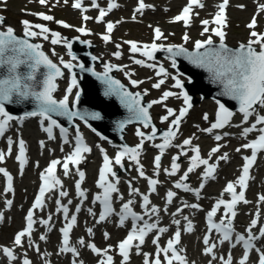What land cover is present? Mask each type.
Here are the masks:
<instances>
[{
  "label": "snow or ice",
  "instance_id": "6c2138e0",
  "mask_svg": "<svg viewBox=\"0 0 264 264\" xmlns=\"http://www.w3.org/2000/svg\"><path fill=\"white\" fill-rule=\"evenodd\" d=\"M39 4L42 6H46L48 4V0H38ZM59 2V0H57ZM64 3H67L68 0H63ZM229 0H223V2L218 6L219 10L216 13L212 23L217 25L218 27L212 29V33L219 37L220 44L218 48L211 47L213 45V41L211 37H209L205 41H197L195 43V51L189 52L182 46H168L164 48L163 45H158L153 42L152 44L146 45H138L136 42L127 41L130 45V50L132 53L140 52V54L146 57L148 60L154 59V54L158 51H166L169 53V58L171 59L172 67L176 68V57L183 56L186 60H188L191 64L195 65L198 68H203L208 71L212 79L215 82L223 85V94L230 97L233 100H237L239 102V111L243 114V122L247 123L249 118L253 116L254 112H256L257 107L264 108V35L258 34L256 31L251 32V36L255 39L249 41V43L245 45H241L238 51H233L227 48L224 44L225 40V32L222 31V28L226 27V15L225 10L228 6ZM83 0H75L72 4L74 9H78L81 12H86L88 9L83 7ZM92 6L98 7L96 4V0H92ZM118 5L112 0H110L108 4L107 10L100 9L99 17L97 18V22H101L104 20V17L108 14V12L112 11ZM205 5L201 3V0H188L187 6H185L182 10V13L174 18L173 22L183 21L184 25L190 26L192 13L194 7L203 8ZM146 5L144 0H139L138 7L135 9V12L142 13L145 9ZM260 11H264V4L259 6ZM39 18L43 21H52L53 17L50 15H45L43 13L37 14ZM91 17L84 15L83 20L88 21ZM135 19V17H133ZM64 28H70L71 25L64 23L62 21L58 22ZM209 21L204 20L202 24L204 25L203 32H209ZM3 24V17H0V25ZM23 29H24V37L18 38L14 30L11 27H7L6 30H0V69H7V75L3 78H0V137H4L6 131L9 128L10 122L14 120H19L20 123L28 117H40V125L42 131L47 133L48 139L52 140L55 137L53 136V129L58 128L60 130V134L64 139V143L67 144L68 141V132L67 129L61 127V125L57 122L53 116L65 117L69 121H72L74 118L99 120L100 115L98 113H86L83 116L79 112L71 111L69 107V99L68 96L72 93L73 88L77 87V81L75 74L72 75L71 83L67 89V94L61 100H56L53 96V93L57 89V85L55 83L58 77L63 76V72L61 68L57 66V64L53 63L51 59L41 50V45L30 43L31 38L41 37L43 40H49V28L42 24H31L29 21H22ZM115 25L112 23H107L106 28L109 35L102 36V39L107 43L110 41V33L113 31ZM250 29H254L256 27V20L253 18L252 22L248 25ZM34 29H38L35 31ZM79 33L88 34L85 27H79L75 29ZM155 40H161L163 38V33L159 28L154 30ZM203 34V33H202ZM51 44L58 45L62 43V37L59 33L51 32ZM184 41L187 42L189 37L187 34L183 37ZM64 45L69 50V55L72 56V59L75 60L76 57L72 55L71 43H68L67 40H63ZM260 45L259 51H257L253 45ZM119 48V45H117ZM201 49H204L202 52ZM55 54V53H54ZM116 57L119 58L120 53H115ZM93 60L96 59L95 56L92 57ZM64 69H67L69 72H72L74 65L70 62H65L62 58L60 60ZM134 63L149 67L155 68L153 64H145L142 60H134ZM27 66L28 72L22 75L19 71L21 66ZM79 67L83 70L84 65H79ZM115 66L111 64L105 65L104 73L97 74L93 73L97 76L98 79L105 85L106 96H116L119 98L121 104L128 110L130 113L127 121H121L118 124L119 129H123L125 124L131 121H139L143 124L145 128H149L151 126V134L146 135L144 132L137 131L136 135L139 136L140 143L135 148L123 147L121 151H119L115 156V164L122 165V160L125 156H128L131 160L135 161L137 164V171L139 172V176L141 178L147 179L148 187L150 193H155L157 191V184L159 181L157 179H151L145 176V172L143 167L140 165L139 156L140 152L144 146L145 141H151L156 138L157 130L154 126H152V120L149 115V109L153 107V105L164 104L170 97L176 96L177 94L172 91H165L162 94V97L159 100H153L147 104V106H143L141 103L142 97L141 93L137 92L135 94L129 92L125 89L124 85H122L119 81L113 79L109 73L113 70ZM45 69L44 78L40 82V90H37V85L35 82L37 81V73L41 71V69ZM119 71H123V68L118 69ZM127 75L131 76L132 73H128ZM156 75L158 77H162L159 81L152 85L153 88L160 89L161 85L165 83V78L170 76V73L166 71L163 66L156 68ZM171 79L174 81L172 85L176 89H180V93L177 98L182 97L184 107L179 110V115H176L172 108H166L167 115L163 116L162 122L168 121L169 117H174L171 120L170 127L168 131L163 133L161 139L162 143L156 144L155 147L159 149L160 154L154 158V168L155 175L159 176L161 169V157L163 156L166 149L173 146V141L176 138L177 132L179 131L180 124L184 117L188 114L189 109L192 107L191 97L188 95L186 91H183L184 84L182 80L179 78V74L172 75ZM131 84L135 87L138 86L142 81L131 80ZM79 93H76V98L79 100ZM144 95H147V91L145 90ZM15 98V99H14ZM32 99L35 102V110L26 113L25 116H21L19 118L11 115L8 111L5 110L6 104L11 103H21L28 99ZM233 113L229 111L227 107L223 103L218 102V110L215 114V123L211 125V128L205 129L207 132H212L214 129H223L225 126L230 124ZM205 120H208L207 114L204 116ZM45 121H47V126L45 125ZM258 125H264V115H257L255 118V122L251 124L250 127L243 128L242 135L247 137L249 133L259 132L258 138L253 140L250 143L243 145L242 147L245 149L251 150L250 156H245L242 167V175L238 178L235 183L229 182L224 189L225 193L230 194L231 200L226 202L223 199L217 201L216 205L212 208L210 212L207 214V222H208V231L211 232L215 230L216 233L219 234L220 239L219 243L224 244L226 241L231 242L232 237V221L236 217L237 205L241 202L247 203L248 201L245 199L244 190L248 187V181L250 179V169L257 161L258 153L264 152V127H257ZM99 135V133H97ZM223 137L220 135L215 136L217 141H220ZM101 139H105V137L101 136ZM192 144L191 139H186L183 141V145L178 147L183 148L184 146H189ZM41 148L44 147V142L40 143ZM12 150V140L8 139V155H11ZM102 153L105 152L103 148H100ZM191 151L194 153L190 158V166L187 171L181 176L180 181L174 184L176 189H181L184 192H193L197 198L200 197V190L192 189L187 183L184 181L188 180L189 173L195 171L199 166L204 165L205 171L202 179L207 180L209 178H214V174L216 172L217 164H209V160L202 159L200 155V149L198 147H193ZM219 151V147L213 148L211 150V154H215ZM240 151V149H237ZM91 149L84 143V138L81 135L79 129H76L75 136V147L74 151L71 152L63 161L62 167L65 176L69 174V165L76 166L77 173L79 175V181L76 183L77 195L79 197H85V192L81 190V184L84 181L85 173L79 170V164L84 160V154L90 153ZM181 155H187V152H181ZM179 156L173 157L171 162V169H164V172L168 176H176L177 172L180 170V165L177 163ZM227 154L219 157V160H227ZM5 160V153L0 152V163H3ZM16 160L19 162L21 173H23V169L27 164L26 159V149L25 142L23 139L19 140V154L16 156ZM60 160L51 161L49 167L45 170L44 173H41L40 179L42 181V186L39 190V195L36 197L35 203L33 204L32 209H30L26 216L27 227L16 234L14 238V244L16 246H22V240L24 237H28L31 240V235L33 232V225L35 223L33 219V210L34 209H42L44 207V197L47 192H50L54 189L56 185H60V180L56 178L55 172L57 169V165H60ZM113 161L109 159L108 155L104 154V163L99 172V180L97 183V187L102 189V195H97L95 197V201H99L103 205V212L99 216V222L105 221L108 216L113 213V208L111 206L112 194L118 191L116 184L111 183L109 181V174L115 177V173L112 169ZM0 173L7 179V187L5 192H12V176L3 168H0ZM119 181L117 180L116 183ZM237 185L240 188L239 193H237ZM204 187L203 183L200 185V189ZM130 194H140L138 189H134L129 184ZM60 196H67V192L61 191L59 193ZM177 195L176 192L169 190L166 193V202L167 204H171L173 202L174 197ZM122 198V197H121ZM261 201H264V196L259 197ZM94 201V202H95ZM142 207L145 209V214L151 216V214H159L160 209L156 206H152L150 212L148 211V206L150 204L149 195H142ZM58 210L63 212L64 219L68 220V212L69 209L66 206L60 205L59 200H57ZM71 203V201H69ZM133 201L129 200L127 203H124L121 209V215L119 217V225L122 227L126 220L131 218L132 220V229L127 235V237L121 241L118 245L119 255L123 259V264H128L130 252L133 248L137 249V254H139V247L144 245L145 239L149 233L154 230L159 231L160 233L167 232V228H157L156 223H144L143 227H138L137 222L143 221L144 216L137 215L132 210ZM7 206L10 208L12 205V201H6ZM183 207L199 209L198 204H187L185 203ZM225 210L224 216L227 220L222 219L219 223H215L213 218L216 216L217 211L219 209ZM76 211H80V207L76 208ZM167 211V209H165ZM183 208L177 209V214L182 212ZM89 213H92L91 209H89ZM175 215V214H174ZM187 220V217H184ZM4 220L3 213H0V222ZM51 220V216H49L48 220H42L40 223L44 225H48ZM177 226L180 225L179 220H174ZM257 221L253 219L251 221V227H249L247 231V238L244 235H238L235 237V243L232 244V247L235 248L237 244L243 245V253L242 257L239 259L238 264H248L250 253L255 250L259 253L258 256V264H264V251H261L259 248H256L255 241L264 238V228H260L259 235H254L252 232V228L256 227ZM76 225V216L73 215L68 223L61 229L62 232V246L59 248L60 253H71L73 257H78L79 253L75 247L70 246V232L73 227ZM186 232L191 233L193 231V224L191 221L188 222L186 228ZM89 235L92 234V229H88ZM105 239L108 238V233H105ZM181 233L180 231H176L173 239H170L167 243V247L161 249L158 241L159 236H157L152 242L157 245V253L154 264H161L160 253L161 251L164 253L165 260L167 264H186V260L183 256L178 254L177 245L180 243ZM41 240H45V236L40 237ZM138 242V243H135ZM78 243L81 246L85 245V241L81 238ZM203 243L206 248L204 251L205 255H212V259H216L217 257L213 254V250L217 247L215 243L209 244V237L206 235L204 237ZM87 247L98 256H106V259L101 260L100 264H113V258L110 255H107V250L102 252L98 249L95 244H89ZM3 255L8 258L9 261L16 260V256L12 249L4 247L2 249ZM37 251L39 248L37 247ZM171 253L169 257L168 254ZM144 264H149L148 254H144ZM221 264H233V257L231 253L228 254L227 258L221 256L220 258ZM23 264H31V261L28 259L23 260ZM73 264H76L73 261Z\"/></svg>",
  "mask_w": 264,
  "mask_h": 264
},
{
  "label": "rangeland",
  "instance_id": "374dc122",
  "mask_svg": "<svg viewBox=\"0 0 264 264\" xmlns=\"http://www.w3.org/2000/svg\"><path fill=\"white\" fill-rule=\"evenodd\" d=\"M136 0H123L122 2V8L119 10V12L116 14L113 19L116 21V32L114 36L110 39L109 42H105L102 39L101 34L105 33L104 30V24H98L96 18H95V12H92L91 19L89 22H86L82 19V15L78 12L74 11L70 7V0H68L67 3H64L63 0H48V4L46 6H42L39 4L38 0H0V16L4 18L5 22L4 24L0 25V28L2 30H6L7 27H11L13 30H15L18 34L24 35V29L22 21H29L31 24H42L49 28V40H43L41 37L34 38L35 43L42 44L44 50L48 53L50 58L56 62L57 64H60L61 58L66 62H73L76 63V61L72 60L69 51L67 47L64 45L63 40L61 44L58 45H52L51 44V32L59 33L60 36H68V37H80L84 41H90V43L96 45V48L93 50V53L95 56H98L102 59L104 64H111L115 66H120L123 68V71L117 70L115 72V75L118 79L122 80L123 83L129 87H131L132 92H139L144 95L145 90L147 91V95L145 96V103H150L153 100H159L162 97L163 92L172 89V81L170 79V76L168 78H165V83L161 85L160 89L153 88L152 85L157 83L159 79H155L153 77V70L146 69L142 70L141 67L135 65L133 61L131 60V56H135L139 60H141L140 52L132 53L130 50V45L126 43L130 40H135L138 43H147L150 42L152 44L153 42L157 43L158 45H163L164 48H167L168 46H184L188 49H194L195 47V41L196 39H202L206 40V36H204L201 33V27L196 25L200 20L201 17L208 16L211 12H216L219 5L217 3L220 0H207V5H205V11H200L196 15L194 26L191 27H183L181 24L177 25L174 21L173 14L176 11H179V9L182 7L183 0H146L147 8L142 15V21L140 23L132 22L136 19H138V15L134 13L131 8L128 9L129 6H134ZM160 5L159 7L155 5ZM264 4L262 0H231L230 8H229V20L228 25L225 28V42L230 46H238L242 44H248L250 40L255 39L251 36L252 31H256L258 34L264 35V11H260L259 6ZM151 6V9L149 7ZM43 13L45 15H50L53 17L52 21H43L39 18L37 14ZM136 15L135 19H131V16ZM256 17L258 19H256ZM253 18H255L257 26L254 29H250L248 25L252 22ZM64 22L72 27L70 28H64L62 25L58 22ZM90 27L93 28L90 35H81L79 32H77L75 29L79 27ZM159 27L163 29L164 35L161 40H154L153 41V28ZM156 29V28H155ZM35 31H38V29H34ZM194 30V31H193ZM185 34H188L189 39L187 42L184 41L183 37ZM215 41H220V39H216ZM136 42V43H137ZM137 43V44H138ZM119 45V48L117 47ZM140 45V44H138ZM254 46L260 48V45L255 44ZM83 47V46H82ZM87 48V46H86ZM85 48V49H86ZM119 52L120 56L119 58L116 57L115 53ZM55 53V54H54ZM165 54H168L166 51H158L154 54V59L156 62L164 63L168 69L169 73H177V69H174L172 67L171 60L166 57ZM78 64V63H77ZM126 64L127 67H124L122 65ZM99 72H104V67L97 66L96 67ZM128 73H132L133 75L129 76ZM70 73L66 71L65 75L58 79L57 85L58 90L54 92V96L61 100L65 96L64 92V86H66V80L69 78ZM179 77L182 79V81H189V79L185 78L184 76L179 74ZM131 80H137L142 81V83H139L138 86H133L131 84ZM178 97V96H177ZM169 98L167 101L164 102V104H157L153 105L151 108L152 113V119L155 124V126L159 127L158 130H161L158 135H156V138H154L151 141H145L144 146L140 152L139 161L140 165L143 167V170H145L144 167H147L148 169L151 168L150 162L153 160V156L159 155V150L155 147L156 144H160L163 142L161 137L163 136V133L168 131L171 120L174 119V117H169L168 121L162 122V117L167 115L166 114V108H172L176 115H179V110L184 107L183 99L180 98ZM202 94L198 93L196 98H202ZM74 99H69V103H73ZM217 102L213 98H207L203 100L202 102L196 104L194 106L193 110L187 115V117L183 120V122L180 124L179 131L177 132L176 138L173 141V149L169 150L165 155H163L162 163H161V169L160 171H164V169H167L168 160L169 158H173L176 156H181L180 151L177 149L178 146L183 145V141L186 139H191L192 144L189 146H184L182 149H185L186 147H189L188 150H190V153H187V155H183V157L188 158L190 160L191 156L194 155L193 152H191V149L193 147L199 146L201 148L202 153V159L209 160V164H216L217 162L219 164H222V170L219 173V177L216 181L211 183L209 186L206 187L204 192L209 194L210 192H217L219 189H225L226 183L228 181H236L240 175L241 166L239 165L241 161V156L237 158H233L234 154H240L244 151L243 145L248 143L247 137H244L242 135L243 128L250 127L252 119H255L257 115H264V108L257 107L256 112H254V116L249 119H251V122L244 123L243 122V114L240 112H234L232 119L230 121V124L227 125V128H224L222 130L221 135H232V139L235 141H232L231 145L229 146V142L227 140L224 141L220 147L221 153L219 155L211 154V150L213 148L217 147L215 135L218 134L219 129H214L212 132H207L205 129L211 128V125L215 123V114L217 112L216 110ZM205 114L208 116V120L204 119ZM19 116V115H14ZM30 120L26 123V126L24 130L26 131V137L29 142L33 141V137H35V140L38 142V144L34 145L36 149L33 150L31 148L32 152H30L31 156V164L29 166V169L24 172L23 174H19L17 177V189H19V196L18 201L16 204V212L14 211L13 216L16 217V213L20 212L21 204L25 202L27 194L33 189L35 182H36V172L37 169L44 170L46 165L41 166V157H43L44 151L46 149L50 150H56L61 151L57 149H53L52 147L59 148L62 150H67V146L61 145L59 141H52L49 143L46 142L44 137V131H42L41 125H40V117H29ZM129 118V117H128ZM66 120L71 123L70 128L72 130H75V125L78 124L80 126V130L86 133L90 143L93 145L94 150L95 147L99 151L98 154V160L94 165L92 174L89 178L88 183H85V187L87 190H90L93 188V183L97 178L98 170L100 167V164L102 163L103 159H101L103 154H107L109 147L108 144L105 141H101L100 138L96 136L95 129L90 125L87 121L82 120L80 118H74L72 121H69L67 118ZM144 132L146 135L151 134V127L145 128L143 124H137L135 126H131L127 128V131L125 132V135L123 136L126 145L130 148H135L140 143V137L136 135L137 131ZM29 133H28V132ZM121 131V130H120ZM32 137L31 139L28 137ZM230 139V138H229ZM41 141L44 142V147L41 148L40 143ZM111 141H115L112 140ZM117 142V141H115ZM202 146V147H201ZM100 148H103L105 150L104 153L100 151ZM237 149H240V151H237ZM30 150V151H31ZM51 151H47L48 155H46L44 158L46 162L48 163L50 159L54 157H59L57 155H49ZM62 152V151H61ZM70 152V147L67 152L63 153L64 156H66L67 153ZM187 152V151H186ZM227 154L228 159L225 160H219V157ZM15 155L12 154L11 158L14 159ZM94 157V162L96 160L95 156L90 155V157L79 167L80 171H83L85 173V170L87 171L88 167V161L90 158ZM233 158V159H232ZM44 160V161H45ZM115 161V159L113 160ZM122 163L126 166V171H122V185L124 191L129 195L137 196L138 194H130V188L129 184H131V187L134 189H138L139 193L142 194V190L138 186L137 181L142 183L140 177L138 176L137 171V164L135 161L131 160L128 156L125 157L122 160ZM183 163V162H182ZM180 163V166L185 173L187 170L184 168L183 164ZM39 164V165H38ZM228 164V165H227ZM16 164L13 162L6 163L5 165L0 163V168H8L9 166H15ZM227 165V166H226ZM185 166H190L188 164H185ZM135 167L136 169L134 170ZM204 165H201L196 169V172L194 173L193 179L195 180L194 185L197 187L198 184L202 180V175L205 171ZM260 167H264V161L261 162ZM3 168V169H4ZM194 172V171H193ZM1 175V173H0ZM26 175V176H25ZM28 175L31 176V183L32 187L28 189L26 186V180L28 178ZM70 178L75 180L76 177H79L77 170L72 169L70 172ZM87 177V176H86ZM262 177H264V169L261 171L259 178L256 180L257 183L262 182ZM264 179V178H263ZM137 180V181H136ZM1 181V177H0ZM65 182V181H64ZM257 188H260V185H257ZM73 189L72 187L68 186L67 193H72ZM253 194H263L264 195V184H261V188L258 191L252 190L249 199H251ZM204 195V194H203ZM207 196V195H206ZM193 198V195H188L181 200L187 199V198ZM136 198V199H137ZM31 200V196H30ZM163 202V200H162ZM246 213H249V210H246ZM86 214L82 216L81 225L80 228L75 232V236L78 240V237H82V239L85 241L87 245L89 244H95L97 248L101 249H111L115 246L117 241L119 240V233L120 230L115 229L114 223L110 222L107 226H103V229L100 231L99 228L96 225V219L89 218L87 219ZM22 218V214L20 217V220ZM183 218L180 219L182 221ZM10 219L8 220V223L6 224V228H4V235L2 236L5 240H8L10 243L13 244V242L10 241V229L15 228V225L9 224ZM110 226V233L115 234L116 237L113 239V241H108L105 239V233H108L107 227ZM92 229V234L89 235L88 229ZM195 239V237H194ZM36 240V237L30 240V242H33ZM79 241V240H78ZM159 244V242H158ZM153 248L151 249V252L157 251V245L149 244ZM50 244L42 248V252L50 249ZM21 254H29L28 250L25 248H19ZM148 251L147 254L151 253ZM200 255H202V251H200ZM36 256V255H35ZM33 256L32 257V264H38L37 258ZM145 257V256H144ZM144 257H139V261L136 264H141ZM198 257V256H197ZM96 261V260H94ZM92 261V262H94ZM45 264V263H44ZM65 264H68V260H66ZM120 264H123V260ZM128 264H132L130 259Z\"/></svg>",
  "mask_w": 264,
  "mask_h": 264
},
{
  "label": "water",
  "instance_id": "95a60500",
  "mask_svg": "<svg viewBox=\"0 0 264 264\" xmlns=\"http://www.w3.org/2000/svg\"><path fill=\"white\" fill-rule=\"evenodd\" d=\"M14 33L18 38H25L24 36L17 34L15 31ZM67 40L69 41V43H71L72 45L71 51L74 54V56L77 58L80 65L81 64L84 65L83 70L79 67V65H74L73 70H72V75L75 74L76 76V81H77V84L80 90L79 92L80 95H79V100L76 102V104L73 107L69 106L70 110L79 112L82 116L86 113H98L100 117L107 116V118L110 120V123H108V120H105L103 123H98L97 120L88 119L87 117H85V119H82V120L87 121L90 125H92V127L97 132L103 134L105 137L115 140L120 143H125L123 136L125 132L127 131V128L130 127L134 123L140 124V122L131 121V122L126 123V125L124 126L122 130L118 128L119 122L127 121L130 113L121 104L118 97L106 96L104 94L105 85L101 82L100 79L97 78L96 75L93 74V73H97V74L102 75L104 73V72L103 73L98 72L96 70L97 64H99L100 66H103L102 60L93 54V50L96 48V46L92 45L89 42H83L82 40L77 39V38H67ZM29 42L38 44V43H35L32 38L30 39ZM219 44L220 43H214L211 47L218 48ZM224 44L227 48L233 51H238L241 46L239 45L236 47H232L226 44L225 42ZM253 47L257 51H259L257 47L255 46ZM185 49H187L189 52L195 51V50H190L188 48H185ZM41 50L45 53V55H47L42 45H41ZM201 51L203 52L204 49H201ZM165 55L167 58H169V53ZM93 56L96 57L95 60L92 59ZM53 63L55 62L53 61ZM176 64H177V69L180 71V73L190 80L189 83L184 85V88L186 89V92L188 93V95H190L192 99V103L198 104L207 98H213L219 103H223L228 109L232 111L239 110V107H240L239 102L237 100H233L230 97L224 95L223 85L219 84L218 82H215L212 79V76L208 71H206L203 68L196 67L195 65L191 64L188 60H186L183 56L176 57ZM19 71L22 75H24L28 72V68L26 65L21 66ZM45 71L46 70L42 68L41 71L37 73V81L35 82V84L37 85V90H40V82L44 78L43 74ZM61 71L65 73V70L63 68H61ZM116 71H117V67H114L113 70L109 73V75L113 79L119 81L122 85H124L122 81H120L116 77L115 75ZM5 75H7V69L6 68L0 69V78H3ZM60 78H62V76L56 79L55 81L56 85H57V80ZM124 87L129 92L133 93L130 87L126 85H124ZM57 90H58V85H57L56 91ZM198 93L202 94L203 97L201 99L196 98ZM53 96H54V93H53ZM141 97H142V100H141L142 105L147 106V103H145V96L141 94ZM5 110L8 111L12 115L25 116L26 113H29L35 110V102L30 98L21 103L14 102L11 104H6ZM149 115L152 120V126H154V122L152 119L150 109H149ZM53 118L56 119L58 123L65 125L66 127L71 126L70 125L71 123H69L65 117L54 115Z\"/></svg>",
  "mask_w": 264,
  "mask_h": 264
},
{
  "label": "bare ground",
  "instance_id": "6f19581e",
  "mask_svg": "<svg viewBox=\"0 0 264 264\" xmlns=\"http://www.w3.org/2000/svg\"><path fill=\"white\" fill-rule=\"evenodd\" d=\"M33 39V38H32ZM97 66H100V65H97ZM25 120H27V122L30 120L29 119V117L28 118H26ZM105 120H108V123H110V120L107 118V116L106 117H100V119L99 120H97V122L98 123H103ZM126 125V124H125ZM136 124L134 123V124H132L131 126H135ZM130 126V127H131ZM76 127H78V124L76 125ZM129 128V127H128ZM28 132V131H27ZM29 133V132H28ZM159 132L157 131V134H158ZM29 138L31 139L32 137H30V135H29ZM119 143V142H118ZM37 145V141L35 140V137H33V141H31V143H30V145H31V148H33V150L34 149H36L35 148V146L34 145ZM177 149L180 151V153L183 151V152H186V151H188V149H189V147H186L185 149H182L181 147H177ZM49 150V149H48ZM48 150H46L45 152H47ZM35 151V150H34ZM50 151V150H49ZM31 152H32V150H31ZM44 152V154H43V157H41V166L43 165H45V155L47 154V153H45ZM186 156V155H185ZM240 155L239 154H234V156H233V158H237V157H239ZM181 157H182V155H181ZM232 158V159H233ZM94 157L92 158H90L89 159V161H88V167H87V171H86V183H88V181H89V178H90V176H91V174H92V171H93V168H94ZM183 163H185V164H188V165H190V160L188 159V158H185V157H183ZM198 169V168H197ZM196 172V170L194 171V172H192L193 174ZM189 180H191V181H193V179L192 178H190ZM31 181V176H29L28 175V178H27V180H26V183H28V184H26V186L28 187V189H30L31 187H32V183L30 182ZM73 184H74V181L72 182V186H73ZM218 193V195L219 196H221V195H223V192H221V191H218L217 192ZM28 199V195L26 196V200ZM15 212H16V209L14 210ZM20 217H21V213L20 212H17L16 213V221L17 222H20ZM257 220V219H256ZM0 241L4 244V245H6V244H8V240H4V239H0ZM189 242H190V245H189V253H190V255L192 256V257H197V256H200V248H199V246L198 245H196L195 244V241L192 239V238H189ZM77 245V244H76ZM18 253V252H17ZM53 256H55L54 254H52ZM60 256H64L62 253H61V255ZM49 256H46V258H48ZM81 261L82 262H85V263H87L88 261H89V259L90 258H93L94 256L91 254V253H89V252H85V253H81ZM25 259V258H24ZM39 264H41L42 262H43V260L42 259H39ZM62 262H64V260H61ZM133 264H136V263H133Z\"/></svg>",
  "mask_w": 264,
  "mask_h": 264
}]
</instances>
